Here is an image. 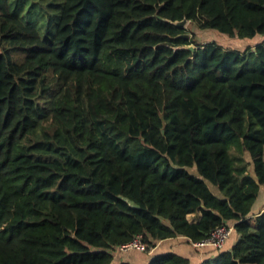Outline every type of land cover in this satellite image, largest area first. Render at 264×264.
I'll return each mask as SVG.
<instances>
[{
  "label": "trees",
  "instance_id": "trees-1",
  "mask_svg": "<svg viewBox=\"0 0 264 264\" xmlns=\"http://www.w3.org/2000/svg\"><path fill=\"white\" fill-rule=\"evenodd\" d=\"M262 186L264 0H0V264H111L224 223L237 243L203 264H264Z\"/></svg>",
  "mask_w": 264,
  "mask_h": 264
},
{
  "label": "crops",
  "instance_id": "crops-1",
  "mask_svg": "<svg viewBox=\"0 0 264 264\" xmlns=\"http://www.w3.org/2000/svg\"><path fill=\"white\" fill-rule=\"evenodd\" d=\"M256 39V38H255ZM250 43L248 46L254 47L256 44ZM196 174L195 172H192ZM210 190L216 195L221 196L219 189L208 183ZM264 213V186L261 187L258 198L252 207V212L250 215L252 223H256L259 218L262 217ZM190 218H193L191 216ZM238 241V235L233 232L230 238L227 240L223 250H232L234 245ZM167 253L177 254L189 260L190 264H203L206 260L210 258H215V253L211 251V248L197 249L191 245L189 240L185 237L170 238L163 241H159L154 247L150 248L148 251L132 250L129 252H120L115 249L113 253V260L111 264H121L122 262H127L130 264H149L150 260L157 256Z\"/></svg>",
  "mask_w": 264,
  "mask_h": 264
},
{
  "label": "built area",
  "instance_id": "built-area-1",
  "mask_svg": "<svg viewBox=\"0 0 264 264\" xmlns=\"http://www.w3.org/2000/svg\"><path fill=\"white\" fill-rule=\"evenodd\" d=\"M234 232V224L224 223L214 229L210 235L200 241H191V245L197 249L213 248L216 250H222ZM150 248L145 242L143 235L135 236L130 242L122 244L116 248L120 252H129L132 250L148 251Z\"/></svg>",
  "mask_w": 264,
  "mask_h": 264
},
{
  "label": "rangeland",
  "instance_id": "rangeland-1",
  "mask_svg": "<svg viewBox=\"0 0 264 264\" xmlns=\"http://www.w3.org/2000/svg\"><path fill=\"white\" fill-rule=\"evenodd\" d=\"M184 28H186L189 34L194 33L196 36V40L200 41L201 43L215 41L219 45L225 48H230V49L244 50L245 48L249 47L248 45L250 43L253 44L255 42H260L263 39L259 36H256L254 38L241 39L238 37H232V36L223 34L214 29L200 30L196 26L191 25L189 22ZM191 171L195 172V169H191Z\"/></svg>",
  "mask_w": 264,
  "mask_h": 264
},
{
  "label": "water",
  "instance_id": "water-1",
  "mask_svg": "<svg viewBox=\"0 0 264 264\" xmlns=\"http://www.w3.org/2000/svg\"><path fill=\"white\" fill-rule=\"evenodd\" d=\"M187 23H188V20L184 19L181 22H177L176 25L178 27L184 28L187 25ZM185 37H188V35H185ZM188 49L191 50V51H194L195 47L194 46H189Z\"/></svg>",
  "mask_w": 264,
  "mask_h": 264
}]
</instances>
